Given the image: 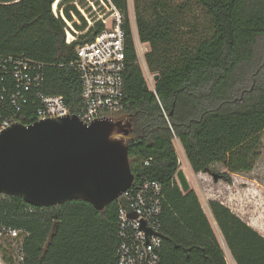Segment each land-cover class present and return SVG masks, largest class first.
I'll return each instance as SVG.
<instances>
[{"label":"trees","instance_id":"1","mask_svg":"<svg viewBox=\"0 0 264 264\" xmlns=\"http://www.w3.org/2000/svg\"><path fill=\"white\" fill-rule=\"evenodd\" d=\"M56 1L68 20L69 11L80 16L70 4L77 0H0V52L45 64L44 92L76 113L81 83L70 64L102 26L66 43L65 24L52 12ZM110 1L124 17L122 115L131 118V172L134 182L162 186L161 264H227L225 252L234 264H264L263 236L214 200L212 226L194 190H180L174 147L176 140L195 174L221 165L228 180L254 169L264 132V0H185L178 11L167 0H133L138 41L149 47L145 65L158 77L153 89L138 63L128 0ZM191 4L208 19L209 33L196 42L178 32V13ZM79 18L82 25L73 26L83 31ZM27 207L19 198L0 201V226L28 233L23 264H116L117 201L102 213L80 200L32 214Z\"/></svg>","mask_w":264,"mask_h":264},{"label":"built area","instance_id":"2","mask_svg":"<svg viewBox=\"0 0 264 264\" xmlns=\"http://www.w3.org/2000/svg\"><path fill=\"white\" fill-rule=\"evenodd\" d=\"M58 3L53 4L52 12L65 24L66 43L77 40L95 25L102 26L93 40L76 47V60L70 64L81 83L79 108L72 113L61 96L44 92L45 64L0 52V131L13 123L29 126L63 115L76 116L89 125L95 119L117 118L123 114V14L110 0H77L70 4L80 16L69 11L71 20H68L65 5L58 9ZM79 17L86 23L83 31L73 26L82 25ZM137 51L143 52L139 41ZM149 79L154 81L153 75ZM3 196L0 195V201ZM162 198L161 184L147 180L133 182L121 194L117 200L116 264H161ZM35 209L28 206L25 212L32 214ZM27 236L24 230L0 226V264H23V242Z\"/></svg>","mask_w":264,"mask_h":264},{"label":"water","instance_id":"3","mask_svg":"<svg viewBox=\"0 0 264 264\" xmlns=\"http://www.w3.org/2000/svg\"><path fill=\"white\" fill-rule=\"evenodd\" d=\"M130 134L131 118L123 115L89 125L67 115L29 126L13 123L0 131V195L34 208L80 200L102 213L134 182ZM175 178L180 190L188 192L182 169ZM213 179L217 181L215 175Z\"/></svg>","mask_w":264,"mask_h":264},{"label":"rangeland","instance_id":"4","mask_svg":"<svg viewBox=\"0 0 264 264\" xmlns=\"http://www.w3.org/2000/svg\"><path fill=\"white\" fill-rule=\"evenodd\" d=\"M171 9L178 11L176 8L182 5L185 0H167ZM183 23L178 32L182 35L183 40L196 42L203 39L208 33V19L203 11L191 4L178 13ZM128 17L131 25L132 37L137 47L136 26L134 16L133 0H128ZM147 52L149 47H146ZM138 63L143 71L145 80L149 89H152L154 81L146 68L144 61V51L136 52ZM175 151L179 162V169H182L190 189L194 190L198 196L201 207L212 226L213 220L208 210V202L211 200L219 201L228 207L234 214L246 222L251 228L264 237V132L262 134V148L259 159L256 161L254 169L250 173L233 174L228 180L221 178L225 169L221 165H214L208 173L195 174L191 171L182 148L175 140ZM217 177L214 181L213 176ZM227 264H233L230 256L225 252Z\"/></svg>","mask_w":264,"mask_h":264},{"label":"crops","instance_id":"5","mask_svg":"<svg viewBox=\"0 0 264 264\" xmlns=\"http://www.w3.org/2000/svg\"><path fill=\"white\" fill-rule=\"evenodd\" d=\"M141 47H142L144 53H146L147 52V50H146L147 45L146 44H141ZM232 263L234 264L233 261H232Z\"/></svg>","mask_w":264,"mask_h":264}]
</instances>
